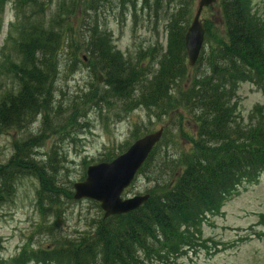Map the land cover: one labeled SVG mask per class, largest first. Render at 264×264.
<instances>
[{
    "label": "trees",
    "instance_id": "obj_1",
    "mask_svg": "<svg viewBox=\"0 0 264 264\" xmlns=\"http://www.w3.org/2000/svg\"><path fill=\"white\" fill-rule=\"evenodd\" d=\"M9 1L14 4L17 22L10 25L5 42L9 45L2 47L1 55L7 63L2 67L15 85L0 91V134H7L10 129L26 130L37 117L41 125L36 133L12 140L13 153L0 167V200L12 194L13 183L21 173L38 178L40 210L47 204L44 193L55 188L45 167L29 154L45 141L49 131L56 132L52 128L54 90L60 71L59 53L67 43L61 22L77 12L80 20L87 21L89 31L81 42L86 64L95 76L96 72L102 73L104 86L102 92L91 87L82 101L66 107L69 118L65 126L75 125L76 114L84 115L91 104L97 105L100 100L109 105V98L113 97L122 113L145 108L156 118H170L180 131V139L188 142L186 149L180 148L173 139L175 133L168 134L165 127L172 152L166 147L158 157L171 164L167 179L159 178L160 182L139 208L100 217L93 233L85 231L78 238L64 240L67 254L58 247L52 248L55 258L48 257L56 263L71 260L74 264H96L94 250L98 245L104 252L99 255L103 264L109 261L136 264L138 250L151 253L162 246L169 252H177L194 242L206 211L217 210L242 178L250 179L264 170V114L257 108L259 117L249 115L244 121L231 102L240 81L264 84V21L253 12L251 0H218L216 7L223 31L213 32V22H204L205 38L212 37L215 46L208 52V69L197 73L186 64L183 44L195 0H179L178 8L171 12L167 47L159 55V68L155 72H146L143 59L147 55L149 60L158 56L157 48L139 51L134 57L123 56L96 14L90 16L86 11L92 8L93 0H71L69 6L61 2L49 20L42 13L50 0H0V15ZM80 3L82 6L78 8ZM76 61H80L77 55L70 65L74 66ZM74 68L70 66L69 72ZM175 77L180 80H174ZM186 123L194 129L193 133L183 128ZM155 153L154 148L152 155ZM151 165L154 164L146 163ZM154 244L159 247L154 248ZM36 252L44 261L47 256L42 254L49 255L50 250L38 248ZM24 255L25 250L20 257Z\"/></svg>",
    "mask_w": 264,
    "mask_h": 264
},
{
    "label": "rangeland",
    "instance_id": "obj_2",
    "mask_svg": "<svg viewBox=\"0 0 264 264\" xmlns=\"http://www.w3.org/2000/svg\"><path fill=\"white\" fill-rule=\"evenodd\" d=\"M59 1L52 0L44 12L46 17L51 16ZM255 3L259 14L264 18V0H255ZM92 4L95 8L90 13L96 12L98 21L100 19L112 32L115 45L126 56H133L139 47H144L150 40L164 43L163 19L155 20L151 10H141L139 3L137 9L141 10V14L137 21L133 20L127 1L121 3L119 0H93ZM77 18H69L70 22L64 23V27L69 30V46L80 41L86 32V22L77 21ZM2 19L0 50L4 44L9 45L4 39L8 24L15 20L11 3L6 5ZM132 23L136 24L135 28ZM68 45H65L59 56L60 73L56 81L54 105L60 103L67 106L70 102L82 101L83 94L97 83L93 73L86 66L80 65L73 72H69L70 65L64 69L67 65ZM71 49L77 52L74 47ZM85 53L77 54L80 57ZM2 65L5 67L6 58L0 53V86L10 87L12 78ZM263 103L264 94L261 88L254 84H241L238 90V109L242 115L247 116L254 105ZM111 106L100 103L99 106L88 107L83 116L76 118L77 122H82V126H77L76 133L68 135L60 130L46 139L41 152H49L51 146L55 149L57 160L53 162L54 169L50 172L57 178L59 187H71L74 181L81 179L84 172L83 158L86 162L96 161L107 146L118 145L129 139L131 126L137 125L141 128V124L149 121L147 112L143 109L117 116V109ZM65 114V111H62L59 117ZM63 120L64 118L60 123ZM183 128L187 131L189 129L184 124ZM29 130L31 129L26 128L25 131H11L0 135V163L5 162L11 155L12 139L15 136L22 137ZM181 147H188L185 139H180ZM38 157L40 160L41 156ZM42 158L45 159V156ZM37 187L38 181L34 176H19L12 196L10 195L12 199L9 201V196L0 203V264H7L6 260L16 256L25 242H32L34 246H45L49 243L51 236L44 228L53 221L54 216L51 213L43 218L37 210L34 202ZM146 187L145 179L139 176L125 195L142 191ZM54 195L59 199V207L63 210L62 219L58 222L61 232L80 231L86 222L96 219L98 209L92 202L86 199L69 200L60 190ZM201 230V245L187 248L185 252L180 248L177 264H264V235H261L264 234V178L241 184L237 193L224 204L222 212L211 216L208 222L203 223ZM206 245L209 248H205Z\"/></svg>",
    "mask_w": 264,
    "mask_h": 264
},
{
    "label": "water",
    "instance_id": "obj_3",
    "mask_svg": "<svg viewBox=\"0 0 264 264\" xmlns=\"http://www.w3.org/2000/svg\"><path fill=\"white\" fill-rule=\"evenodd\" d=\"M214 1L199 0L192 24L187 30L185 40L190 64L196 57L203 35V28L198 22L200 10L202 6ZM159 135L160 131L147 134L136 140L125 153L111 162L89 166L85 181L74 185L76 189L74 196H90L100 200L105 214L121 212L137 206L145 197L121 201L118 194Z\"/></svg>",
    "mask_w": 264,
    "mask_h": 264
}]
</instances>
